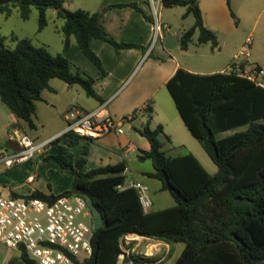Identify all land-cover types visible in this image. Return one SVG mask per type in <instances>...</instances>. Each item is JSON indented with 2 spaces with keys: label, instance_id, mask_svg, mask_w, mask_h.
<instances>
[{
  "label": "trees",
  "instance_id": "1",
  "mask_svg": "<svg viewBox=\"0 0 264 264\" xmlns=\"http://www.w3.org/2000/svg\"><path fill=\"white\" fill-rule=\"evenodd\" d=\"M64 1L0 0V13L9 14L13 4L27 17L33 4L38 9V27L42 28L47 23L46 9L54 8L63 18V49L73 37L97 66L98 75L103 76L106 70L91 46V38H103L116 49L134 43L118 41L105 29L102 10L69 9ZM162 2L165 6L186 5L187 11L194 14L193 24L180 32L182 48L187 47L196 28L198 42L217 43L215 31L203 23L197 0ZM123 4L140 9L135 1L116 3ZM14 39L15 44L9 46L0 33V98L29 127L36 126L35 101L41 98L42 89L50 86L52 77L78 83L88 95L101 98L92 86L94 78L63 52L52 53L26 36L14 35ZM166 86L184 123L216 163L215 172H209L190 150L168 153L162 136L169 139V135L161 123L151 127L148 118L137 128L149 142L148 148L139 149L138 157L151 159L154 169L147 174L158 178L162 189L169 190L173 204L144 211L135 187L117 188L125 177V160L86 168L89 143L84 142L74 157L69 145L76 143L79 135L72 129L51 138L47 145L54 152L45 155L72 173V186L59 193L33 188L22 196L48 201L62 193L86 192L91 196L103 223L94 228L91 254L77 264H118L122 253L126 261L135 264L154 260L153 256L125 253L121 237L128 233L158 238L171 245L183 242L173 264H264V88L233 72L199 73L183 67L167 79ZM145 110L152 112L149 103ZM244 122H248L245 129L222 137L215 135L217 130ZM236 196L249 200L235 203ZM18 250L19 255L9 259L11 264H37L23 247Z\"/></svg>",
  "mask_w": 264,
  "mask_h": 264
},
{
  "label": "crops",
  "instance_id": "2",
  "mask_svg": "<svg viewBox=\"0 0 264 264\" xmlns=\"http://www.w3.org/2000/svg\"><path fill=\"white\" fill-rule=\"evenodd\" d=\"M127 1H135L142 11L130 4L116 5ZM71 4L70 0L63 2L66 8L74 9ZM80 4L79 7L89 11L102 10L105 29L116 40L133 42L134 45L116 49L109 41L92 37L91 46L101 58L106 70L103 76H99L97 66L71 37V44L65 49L62 47L61 52L94 78L92 86L101 98L97 99L91 95L92 99L83 98L77 83H68L64 80L59 82L53 80V77L50 78V86L42 89L41 98L35 101L36 109L33 116L35 124L49 125L43 134L32 132L30 129L36 130V126L29 127L0 98V157L19 149L16 138H10V135L27 133L40 144L67 130V121L54 123L52 117L40 116V107L50 105L58 111L59 108L77 104L84 111H98L100 116L129 115L130 119L124 122L122 132L110 130L93 138L79 135L78 141L69 145L74 157L79 155L82 144L88 142L86 168L125 160L126 168L123 171L125 177L145 182L142 176L153 177L147 172L152 171L154 167L152 161L150 167L144 166L145 160L150 158L138 157L139 149L148 148L149 142L137 128L143 126L149 118L151 127L161 123L165 132L169 119L167 116L158 117L157 113L159 106L165 104L171 109V101L174 103L173 98H170L166 81L178 67L199 73L223 71L244 38L250 35L248 60L264 68V0H197L203 23L216 33L217 43L212 48L227 53L225 61L221 64L210 60V56L202 48H191L192 43H202L197 41L198 33L196 39H193L194 33L198 32L197 28L185 48L180 46L179 37L180 32L187 27L172 29L167 21H162L163 32L154 39L155 15L151 0H86ZM163 6L166 7L163 2L155 4L159 20H162L159 13ZM148 103L152 107L151 113L145 110ZM64 112L63 117L67 120ZM170 116L174 121L173 128L187 127L178 109L173 112L172 108ZM261 120L264 121V117ZM247 126L248 122H244L231 128L217 130L215 135L222 137ZM165 133L169 135V139L162 136L163 148L166 150L167 145L173 142L172 131ZM43 147H40L32 158L11 167L0 161V194L22 196L29 192L30 188H38L46 193H59L72 186V173L62 168L55 159L45 157L46 154L54 152L51 145ZM186 151L189 149L183 152ZM30 174H34L32 180L27 179ZM158 186L162 189L161 181Z\"/></svg>",
  "mask_w": 264,
  "mask_h": 264
},
{
  "label": "built area",
  "instance_id": "3",
  "mask_svg": "<svg viewBox=\"0 0 264 264\" xmlns=\"http://www.w3.org/2000/svg\"><path fill=\"white\" fill-rule=\"evenodd\" d=\"M155 15L154 39L163 32L155 4L162 0H151ZM251 37L247 35L240 47L233 53L224 72H233L250 79L264 88V68L249 61ZM67 129L80 136L93 138L107 131H123L126 116H100L98 111H84L78 107L66 115ZM19 149L0 157L7 167L32 158L45 143H37L27 133H16ZM34 174L27 179L32 180ZM117 188H136L144 211L152 207L148 185L138 179L124 177ZM84 218H87L85 220ZM92 213L84 196L77 193H62L51 201L40 197H24L0 194V241L8 248H24L37 264H77L92 252L94 231ZM126 237V236H124ZM149 238V236H145ZM0 264H3L1 262Z\"/></svg>",
  "mask_w": 264,
  "mask_h": 264
},
{
  "label": "rangeland",
  "instance_id": "4",
  "mask_svg": "<svg viewBox=\"0 0 264 264\" xmlns=\"http://www.w3.org/2000/svg\"><path fill=\"white\" fill-rule=\"evenodd\" d=\"M86 0H70L72 7H79L80 3H84ZM10 13H0V33L4 36L5 44L13 46L15 44L14 35L17 37H29L34 44L44 45L52 53H56L62 50L63 37L64 34L61 29L63 18L57 16L56 10L52 7L46 9L47 23L42 28L38 27V9L35 5L31 4L29 13L27 17H23L20 14V10L16 5H10ZM162 11L159 13L160 23L162 21H167L170 27H189L194 22V14L192 11H187L186 5L174 4L172 6L162 7ZM197 31L194 33L193 39H196ZM195 42V41H194ZM191 48H202L210 56V60L216 64H221L225 61L227 57L226 51H219L217 48H212L213 45L211 41H206L202 43H192ZM53 80L63 82V79L59 77H53ZM79 86L82 97L91 98L85 91V89L77 83ZM170 96V95H169ZM170 98H172L170 96ZM172 100V99H170ZM170 103V102H169ZM167 107L165 104L159 106L158 117H168L167 128L165 132L172 131V142L167 145L166 151L168 153H179L187 149L193 151L204 167L211 173L215 172L217 169L216 163L211 159L205 149L202 147L199 139L194 136L187 127L183 128H173L174 121L170 119V113L173 108V112H176L175 104L170 103ZM78 107L83 110L81 106L77 104L68 105L66 108H59L58 111L51 107L50 105H43L39 108L40 116L45 118L52 117L54 123H63L67 120L63 117V112L68 113ZM61 109V110H60ZM140 124L139 121H137ZM36 130L30 129L35 133H45L49 128L48 124L42 125L41 123L36 124ZM41 137V135L39 136ZM48 142V141H47ZM48 146L47 143L41 147ZM43 147V148H44ZM145 167L151 166V160L146 159L144 163ZM134 173V172H133ZM144 181L148 185L150 197L153 201V207H164L174 203V198L168 189L159 188L158 184L160 180L154 177L142 176ZM32 189V188H30ZM4 193V192H2ZM87 220V218H84ZM129 234V233H128ZM125 234L121 237L123 242V248L126 254L140 255V256H153L155 259L152 261H144L142 263L136 264H173L175 258L179 254L181 248L183 247V242H175L171 245L161 239L149 237L146 238L142 236L141 238H136L134 236H128ZM19 255L17 248H8L6 244L0 241V263L11 264L9 259ZM118 264H135L132 260H125L124 254H120Z\"/></svg>",
  "mask_w": 264,
  "mask_h": 264
},
{
  "label": "water",
  "instance_id": "5",
  "mask_svg": "<svg viewBox=\"0 0 264 264\" xmlns=\"http://www.w3.org/2000/svg\"><path fill=\"white\" fill-rule=\"evenodd\" d=\"M80 194L85 197L87 204H88V207L91 210L92 221H93L94 227L100 226L103 223V219H102V215H101L100 210L96 207V205L92 201L91 196L88 193L81 192ZM246 200H249V198L248 197H240V196L235 197V203H239L241 201H246ZM232 235L237 237L235 235V233H232Z\"/></svg>",
  "mask_w": 264,
  "mask_h": 264
},
{
  "label": "bare ground",
  "instance_id": "6",
  "mask_svg": "<svg viewBox=\"0 0 264 264\" xmlns=\"http://www.w3.org/2000/svg\"><path fill=\"white\" fill-rule=\"evenodd\" d=\"M128 237H129V236H128ZM137 237H138V238H141L142 236L140 237V235H138ZM137 237H136V238H137Z\"/></svg>",
  "mask_w": 264,
  "mask_h": 264
}]
</instances>
